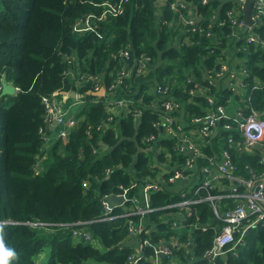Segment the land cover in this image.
<instances>
[{"label": "trees", "instance_id": "1", "mask_svg": "<svg viewBox=\"0 0 264 264\" xmlns=\"http://www.w3.org/2000/svg\"><path fill=\"white\" fill-rule=\"evenodd\" d=\"M105 1L119 0H0V85L4 76L17 89L0 94V221L5 222V243L19 254L12 264H38L36 258L45 249L48 259L41 264H125L133 250L125 244L129 219L142 221L153 242L172 234L185 240L190 233L191 250L188 245L174 248L173 256L179 260L166 264H200L217 231L214 225L222 224L209 200L202 198L205 193L188 207L192 220L209 225L189 231H174L165 215L169 210L162 208L97 221L102 216L100 198L125 192L138 199L146 179L168 177L188 156L178 151L180 136L154 124L163 114L162 97L154 92L157 84L168 86L169 95L179 102L174 115L183 117L187 136L189 129L201 127V123L193 125V117H203L218 104L230 110L238 102L245 114L251 108L264 112V87L252 89L258 81L264 86V47L250 44L241 50L247 88L235 93L205 79L206 70L217 69L218 57L225 55L231 32L227 11L234 0H187L195 7L196 30L178 22V13L170 6L174 0H127L120 14L97 21L95 31L73 29L77 19L100 14ZM254 27L264 37V16ZM206 31L211 35L206 36ZM122 50L129 51L128 58ZM144 57H148L147 70L137 74ZM88 75H96L106 97L92 94ZM110 84L115 86L109 89ZM53 92L71 105L75 124L65 138L54 137L43 148L49 126L41 97ZM108 97L126 98L129 103L117 107L113 115L105 104ZM227 122L221 119L214 135L193 141L203 154L196 160L198 167L208 164L209 158L218 160L227 149L236 174L262 180V151L246 150L236 123L227 130ZM150 135L154 139L147 140ZM222 183L227 188L228 183ZM176 200L178 196L161 182L143 204L159 207ZM234 205L232 198L222 197L218 210ZM122 211V206L114 207V213ZM77 221L86 223L98 245L73 240L70 224ZM250 227L238 247L218 258L219 264H264V225ZM240 236L238 232L235 238ZM140 264L150 263L143 259Z\"/></svg>", "mask_w": 264, "mask_h": 264}, {"label": "built area", "instance_id": "2", "mask_svg": "<svg viewBox=\"0 0 264 264\" xmlns=\"http://www.w3.org/2000/svg\"><path fill=\"white\" fill-rule=\"evenodd\" d=\"M127 0H119L117 2L105 1L102 3L103 10L98 15L88 14L84 17L77 19L74 22L73 29L77 31L94 30L93 25L97 21L105 20L108 15L115 17L123 11V4ZM161 2H165L161 0ZM202 3H206L207 0H201ZM235 4L227 11L231 32L227 34V38L233 43L236 55L242 58V61H234V63L228 64L231 57L228 52L224 51V56L218 57L219 66L217 69H208L205 73V79L214 84L223 79L224 76H228L230 81V90L235 93L244 92L247 85L243 82L244 76L248 75V70L245 64V57L241 56V50L247 48L250 44H258L264 47V37L255 29V25L259 23L260 18L264 16V0H254L253 10L251 18L254 21L251 25H246L243 19V7L246 0H234ZM177 13V20L181 23H187L191 26V30L195 28V7L191 2L187 0H174L170 5ZM186 10L184 13L183 10ZM214 19H218L215 15ZM241 31L240 34L235 35L233 31ZM95 31V30H94ZM206 36L211 35V31L205 32ZM188 39L185 38V41ZM240 41L239 44L237 42ZM243 43V45H242ZM229 46V44H228ZM227 46V47H228ZM226 47V48H227ZM225 48V49H226ZM224 49V50H225ZM121 55L128 58L129 51L122 50ZM148 57H144L140 60L137 74L145 72L148 66ZM123 73V72H122ZM129 72L127 71L125 76ZM93 80L94 91H97L103 86H99L96 75H88ZM122 79V78H121ZM121 79L117 81V85L121 82ZM115 84H110L109 89H112ZM264 87L260 85L258 81L252 85L253 88ZM93 91V92H94ZM154 92L162 97V117L159 121L155 122V125H161L164 127L165 132L172 136H180V144L178 145V151L186 153L188 156L185 158L181 167H174V172L166 178L161 176L158 180L150 178L146 179L144 184L141 185L139 191L142 193V197H130L128 198L126 193H118L117 196H123V200L119 203H110L108 194H104L100 198V204L102 207V216L95 220H109L116 216H130V215H143L144 213L157 210L166 209L169 210L165 213L168 220H171V226L174 231H189L192 228L207 229L209 223H200L192 220L191 209L189 204L198 202L202 193H205L204 199L209 200L210 206L218 220L222 222L221 225H214V230H217L213 236L212 243L207 248L201 259L203 261L200 264H219L218 258L222 257L229 249H234L238 239L235 238L238 232L243 231L255 224L264 225V178L262 180L245 178L235 173L236 165L232 162L230 152L227 149L222 151L221 158L216 160L215 158H209L208 164L198 167L197 158L203 156L199 146L191 141L187 134L183 131V125L177 120L174 112L179 110L180 104L169 95L168 86H162L157 84ZM76 95L80 96V94ZM106 97V90L103 87L101 96ZM212 97L208 96V101L211 102ZM248 105L250 104V94L247 95ZM41 102L44 107V122L46 127L49 126L50 131H55V137L65 138L68 133V129L75 124L74 115L71 114V105L66 106L65 100L57 93H51L43 95ZM129 100L126 98L108 97L105 98V104L111 114H115L117 107L126 108ZM140 111H134L136 117L140 116ZM110 119V117H109ZM221 119L228 120L224 124V128L231 129L232 123H236L235 127L239 130L243 137V144L246 150L253 148H259L262 151V161L264 162V112L258 109L251 108L248 114L239 108L236 111L228 110L225 106L218 104L215 109H211L203 117H193L192 122L201 123L200 132L202 135L207 136L214 134L217 123ZM53 120L56 121L53 124ZM42 128L40 129V131ZM48 134L45 135V144L43 148H46L49 142ZM154 139V135H150L147 140ZM230 141L231 139L228 138ZM152 142V141H148ZM38 166V164L36 165ZM193 179V183L182 190L178 196V200L167 203L159 207H150L148 204L144 205L143 202L147 201L149 192L156 191L161 188V182L164 185L173 183L177 180ZM226 181L228 183L227 191L223 195L218 193L212 194L211 190H214L215 182ZM86 182H83V186ZM133 187L137 186V182H133ZM131 185V186H132ZM222 197H229L235 201V205L231 208L225 209L219 212V200ZM130 200L132 204L126 206L125 202ZM122 206L123 211L119 214L114 213V207ZM71 236L74 239L84 242H95L92 235L84 221H77L70 224ZM127 237L125 244L132 246L133 250L127 257L125 264H140V261L146 259L150 264H166V260H174L173 256L174 248H181L188 245L191 250L193 241L190 239V233L187 239L182 240L176 234H172L168 239L161 238L157 242H153L146 234L149 229L143 225L142 221L134 222L132 219L127 221ZM150 248V252L147 253V249ZM196 259V258H194Z\"/></svg>", "mask_w": 264, "mask_h": 264}, {"label": "crops", "instance_id": "3", "mask_svg": "<svg viewBox=\"0 0 264 264\" xmlns=\"http://www.w3.org/2000/svg\"><path fill=\"white\" fill-rule=\"evenodd\" d=\"M218 16V15H217ZM241 31H238V30H235L233 31V34L235 35H238L240 34ZM227 41H228V44L229 46L224 50L225 52H228V54H230V58H229V61L227 62L228 64H233L234 61H242V58L238 55H236V51H235V48L233 47V43L231 41V39L229 40L227 38ZM230 81L231 79L228 77V76H224L223 79H221L219 81V83L226 87L227 89L230 88ZM232 91V90H231ZM234 92V91H233ZM74 97H77V95H73ZM79 96V95H78ZM74 104H72L73 106ZM71 107V106H70ZM240 108V106L238 105V102H234V105L230 108L231 111H236ZM177 118L179 119V122L185 127L187 126L186 123H184V120L182 119L183 117L180 118L179 115H177ZM198 125L200 123H194L193 122V125ZM50 129L52 128H49V132L48 133H51V134H48V139H49V142L47 141L48 145L50 144V142L53 140V138L55 137V135H52V132H55V131H50ZM200 128L197 127L196 129H189L188 130V136H189V139L191 141H203L204 138V135L201 134ZM216 130V129H215ZM51 135V136H50ZM214 135V134H213ZM53 136V137H52ZM51 138V139H50ZM47 145V146H48ZM193 183V179H188V180H177L173 183H168L166 184V188H168L169 191H171L173 194L175 195H179V193L184 190L187 186L191 185ZM214 189H216L218 191V195H223L225 194L224 192L227 190V188L223 185V183L221 181H217L215 182V187ZM140 197H142V193L140 192ZM74 241H76L75 239H73ZM39 258H36V261L38 264H41L42 262H38ZM179 260V257L177 256L176 259H175V262H178ZM45 263V262H44Z\"/></svg>", "mask_w": 264, "mask_h": 264}, {"label": "water", "instance_id": "4", "mask_svg": "<svg viewBox=\"0 0 264 264\" xmlns=\"http://www.w3.org/2000/svg\"><path fill=\"white\" fill-rule=\"evenodd\" d=\"M253 2H254V0H246L244 7H243V19H244L245 24L247 26L251 25L254 22L251 18V13L253 10ZM156 13H157V11L155 10V14ZM160 63H161V59L158 60L157 66L160 65ZM0 89H1V91H0L1 95L6 94V93L13 94L17 90L13 84L6 81L4 76L1 77ZM102 92H103V87H101L97 91L92 92V94L96 95V96H101ZM75 94H76L75 92H72V95H75ZM55 123H56V121L53 120V124H55ZM35 169L38 170L39 166H35ZM122 200H123V196H117V195L110 196V198H109L110 203H113V204L119 203ZM250 228L251 227H248L243 231V233L241 234V236L239 237L238 241L235 244V248L238 247L244 241L245 234L248 232V230Z\"/></svg>", "mask_w": 264, "mask_h": 264}, {"label": "clouds", "instance_id": "5", "mask_svg": "<svg viewBox=\"0 0 264 264\" xmlns=\"http://www.w3.org/2000/svg\"><path fill=\"white\" fill-rule=\"evenodd\" d=\"M5 222L0 221V264H12L13 261L19 259L17 251L8 246L4 240Z\"/></svg>", "mask_w": 264, "mask_h": 264}, {"label": "rangeland", "instance_id": "6", "mask_svg": "<svg viewBox=\"0 0 264 264\" xmlns=\"http://www.w3.org/2000/svg\"><path fill=\"white\" fill-rule=\"evenodd\" d=\"M216 15V14H215ZM48 134H51V133H48ZM52 135H55V132H52ZM51 136V135H50ZM53 137V136H52ZM51 139V138H50ZM92 244L94 245H98L97 242H93ZM37 258H39L38 262H46L47 259H48V249H45L42 253H40Z\"/></svg>", "mask_w": 264, "mask_h": 264}]
</instances>
